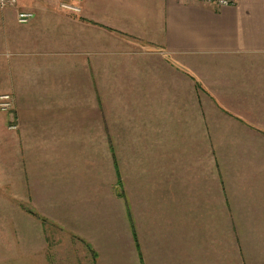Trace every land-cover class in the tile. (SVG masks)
Returning a JSON list of instances; mask_svg holds the SVG:
<instances>
[{"label":"crops","instance_id":"1","mask_svg":"<svg viewBox=\"0 0 264 264\" xmlns=\"http://www.w3.org/2000/svg\"><path fill=\"white\" fill-rule=\"evenodd\" d=\"M7 93L0 264H264V0L0 6Z\"/></svg>","mask_w":264,"mask_h":264},{"label":"built area","instance_id":"2","mask_svg":"<svg viewBox=\"0 0 264 264\" xmlns=\"http://www.w3.org/2000/svg\"><path fill=\"white\" fill-rule=\"evenodd\" d=\"M19 0H0V6L1 7H7V6H16L18 4ZM80 1V0H79ZM206 2H211V3H216L219 5H230L234 4L237 0H202ZM62 7L65 9H69L72 11H80V5L78 3H68V2H63L61 3ZM32 18V13L28 11H21L18 14V20L21 23L28 22ZM13 108V97L11 94H3L0 96V110L2 111H9ZM14 109V108H13ZM12 128H15L16 125L12 124Z\"/></svg>","mask_w":264,"mask_h":264},{"label":"rangeland","instance_id":"3","mask_svg":"<svg viewBox=\"0 0 264 264\" xmlns=\"http://www.w3.org/2000/svg\"><path fill=\"white\" fill-rule=\"evenodd\" d=\"M2 111V110H1ZM14 111H15V109H11V110H9V111H7V112H5V111H3L4 113H6L7 115H12L13 113H14ZM12 125V124H11ZM4 173H0V175H3ZM7 195H9V196H12L13 195V192H12V190H8V192H7Z\"/></svg>","mask_w":264,"mask_h":264}]
</instances>
